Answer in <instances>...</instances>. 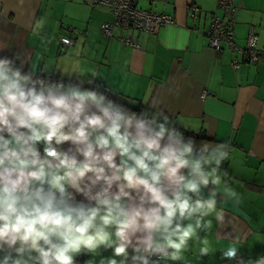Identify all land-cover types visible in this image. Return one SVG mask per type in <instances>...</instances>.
Segmentation results:
<instances>
[{
	"label": "clouds",
	"instance_id": "1",
	"mask_svg": "<svg viewBox=\"0 0 264 264\" xmlns=\"http://www.w3.org/2000/svg\"><path fill=\"white\" fill-rule=\"evenodd\" d=\"M24 65L0 56V264H170L193 241L208 256L229 145H197L162 111ZM224 193L239 201L226 181ZM238 242L221 259L246 264Z\"/></svg>",
	"mask_w": 264,
	"mask_h": 264
},
{
	"label": "crops",
	"instance_id": "2",
	"mask_svg": "<svg viewBox=\"0 0 264 264\" xmlns=\"http://www.w3.org/2000/svg\"><path fill=\"white\" fill-rule=\"evenodd\" d=\"M136 4L170 15L175 23L154 34L116 28L109 39L101 31L103 23L113 21L106 7L92 8L85 0H0V56H19L25 71L36 65L43 78L82 80L86 88L99 85L113 100L162 111L197 145L228 144L217 204L225 220L217 223L208 217L213 221L207 233L212 251L201 258L193 241L183 260L170 264H235L221 259V252L237 238L246 264H256L264 256V64L243 61L225 44L219 52L210 48L207 29L214 15L222 16L217 0ZM237 4L236 43L245 46L254 29L258 48L264 49V0ZM41 20L43 28L34 31ZM65 37L73 40L71 48L62 43ZM234 59L238 68L232 66ZM225 181L238 193V202L225 195ZM111 254L102 252L104 257ZM81 255L85 261L92 258Z\"/></svg>",
	"mask_w": 264,
	"mask_h": 264
},
{
	"label": "built area",
	"instance_id": "3",
	"mask_svg": "<svg viewBox=\"0 0 264 264\" xmlns=\"http://www.w3.org/2000/svg\"><path fill=\"white\" fill-rule=\"evenodd\" d=\"M136 2L137 0H85V3L92 8L102 6L110 9L113 21L101 25L103 35L109 39L115 37L114 30L116 28L154 34L156 29L175 23L172 16L153 10H141L137 7ZM217 7L222 16L214 15L207 29L210 48L214 52H219L225 44L232 54L240 57L243 61L254 65L264 64V49L258 48V36L254 29L250 30L245 46H239L235 41L234 29L239 9L237 0H217ZM197 13L198 10L194 9L193 17H196ZM67 39L73 44L72 39ZM124 42L131 47H138L134 41L126 40ZM232 66L238 68L239 60L234 59ZM77 261L78 264L85 262L82 255L77 257Z\"/></svg>",
	"mask_w": 264,
	"mask_h": 264
},
{
	"label": "trees",
	"instance_id": "4",
	"mask_svg": "<svg viewBox=\"0 0 264 264\" xmlns=\"http://www.w3.org/2000/svg\"><path fill=\"white\" fill-rule=\"evenodd\" d=\"M120 103L126 105L128 108L132 109L133 111H136V112H140L142 110H144V107L142 106H139V107H134L126 102H123V101H119ZM195 142H197L198 140L197 139H194Z\"/></svg>",
	"mask_w": 264,
	"mask_h": 264
}]
</instances>
